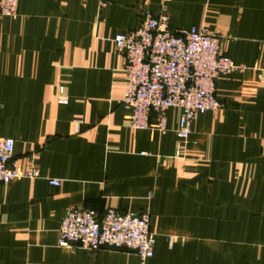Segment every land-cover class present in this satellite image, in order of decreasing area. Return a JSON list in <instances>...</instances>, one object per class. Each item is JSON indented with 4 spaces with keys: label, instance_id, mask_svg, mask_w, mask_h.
Masks as SVG:
<instances>
[{
    "label": "crops",
    "instance_id": "crops-1",
    "mask_svg": "<svg viewBox=\"0 0 264 264\" xmlns=\"http://www.w3.org/2000/svg\"><path fill=\"white\" fill-rule=\"evenodd\" d=\"M106 1L18 0L0 21V137L22 169H38L0 184V264H141L133 252L59 246L75 207L149 213L155 245L143 264H264V0L166 3L172 29H205L241 67L220 76L224 107L198 116L180 156V109L165 135L128 126L112 42L163 0Z\"/></svg>",
    "mask_w": 264,
    "mask_h": 264
},
{
    "label": "built area",
    "instance_id": "built-area-1",
    "mask_svg": "<svg viewBox=\"0 0 264 264\" xmlns=\"http://www.w3.org/2000/svg\"><path fill=\"white\" fill-rule=\"evenodd\" d=\"M87 1V0H83ZM101 7L106 0H97ZM163 0L156 15L141 10L137 30L114 35L115 51L125 59L126 90L120 105L128 111V126L165 135L167 113L181 111L175 130L178 139L175 155L180 156L191 134V124L206 112H216L224 104L215 97L220 76L240 70L220 51L219 38L205 29H172ZM18 0H0V21L17 14ZM264 83V70L261 72ZM59 105L68 98L59 90ZM80 122L76 121V127ZM38 169H22L14 158V141L0 137V184L13 180L35 179ZM52 187L60 181L48 179ZM151 198V194L149 195ZM58 245L76 246L89 252L101 248L135 253L141 264L153 256L155 239L150 230L149 213H120L106 210L101 216L89 208L75 207L61 219ZM173 238L170 244L173 243Z\"/></svg>",
    "mask_w": 264,
    "mask_h": 264
}]
</instances>
